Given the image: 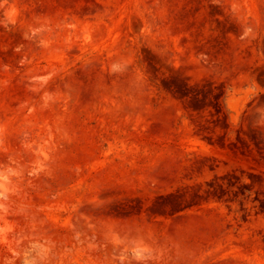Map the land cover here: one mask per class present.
<instances>
[{"label": "rangeland", "instance_id": "1", "mask_svg": "<svg viewBox=\"0 0 264 264\" xmlns=\"http://www.w3.org/2000/svg\"><path fill=\"white\" fill-rule=\"evenodd\" d=\"M0 264H264V0H0Z\"/></svg>", "mask_w": 264, "mask_h": 264}]
</instances>
